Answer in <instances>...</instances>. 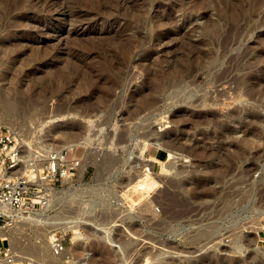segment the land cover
<instances>
[{
    "label": "rangeland",
    "instance_id": "1",
    "mask_svg": "<svg viewBox=\"0 0 264 264\" xmlns=\"http://www.w3.org/2000/svg\"><path fill=\"white\" fill-rule=\"evenodd\" d=\"M0 75V122L83 167L21 261L264 264V0H0Z\"/></svg>",
    "mask_w": 264,
    "mask_h": 264
},
{
    "label": "built area",
    "instance_id": "2",
    "mask_svg": "<svg viewBox=\"0 0 264 264\" xmlns=\"http://www.w3.org/2000/svg\"><path fill=\"white\" fill-rule=\"evenodd\" d=\"M76 146L38 151L27 147L22 138L0 122V228L13 226L14 220L6 213L27 214L50 206L54 190L73 181L81 167L75 155ZM259 241L264 243V218L260 222ZM65 236L53 235L52 255L66 250ZM14 251L6 238H0V260L16 264ZM19 264H36L21 261Z\"/></svg>",
    "mask_w": 264,
    "mask_h": 264
},
{
    "label": "bare ground",
    "instance_id": "3",
    "mask_svg": "<svg viewBox=\"0 0 264 264\" xmlns=\"http://www.w3.org/2000/svg\"><path fill=\"white\" fill-rule=\"evenodd\" d=\"M13 72L14 71H11V75L13 74ZM1 76V75H0ZM7 120V119H6ZM8 121H10V120H8ZM6 123H8V122H6ZM10 124H11V122H9ZM53 129V128H52ZM45 131V130H44ZM49 133H51L52 134V136H54V135H56V132H54L53 130H48V131H45L44 132V134H45V136H47ZM43 134V135H44ZM57 136H59V135H57ZM49 137V136H48ZM47 137V138H48ZM48 144V143H47ZM46 144V145H47ZM45 145V146H46ZM134 146H135V149H134V154H136L135 155V158H136V160L137 161H139L141 158H143V157H145L144 155H145V153H146V150H147V147L149 146V143H147V142H145V141H140L139 142V140L138 141H136L135 142V144H134ZM46 148H47V146H46ZM42 149V148H41ZM32 150V149H31ZM43 151H44V149H42ZM47 151H48V149H47ZM139 163V162H138ZM83 172V167H81L80 168V171H79V173H82ZM79 176H80V174H79ZM81 178V177H80ZM56 190H58V189H55L54 190V193H53V196H54V194H55V192H56ZM54 203L55 201H54V198L52 199V201H51V203ZM44 210V209H43ZM8 216H10V217H12L13 218V220H14V222H15V224H20L19 222L20 221H24V222H29L30 224H33V225H37V224H39V223H42V224H48L49 222H48V219L46 218V220H44V217H45V213L41 210V211H33V212H29V213H27V214H16V213H14V212H12V211H8L7 213H6ZM262 216V215H261ZM264 216V215H263ZM261 222V221H260ZM255 224V223H254ZM249 227H251V230H252V228L255 230V234L257 235V233L259 232V230L261 229V226H260V224H259V222L254 226V225H251V226H249ZM249 227H247V228H249ZM58 228H60L63 232H69V231H72V230H74V228H75V226H73L72 224L71 225H69V223H65V224H62V225H60V226H58ZM246 228V227H245ZM244 228V229H245ZM36 233V238H37V240H39L40 239V242H41V239L43 240V237H44V234H43V232L42 233H40V232H35ZM45 233V232H44ZM253 234V233H252ZM12 235H13V232L11 231V229L9 230V229H6V230H3V229H1L0 228V238H6L7 239V241H8V243H10L11 242V237H12ZM255 236V235H254ZM46 237L49 239V241H50V243H51V238H52V233H50V231L49 230H47L46 231ZM257 237V236H256ZM16 240V239H15ZM19 243V242H18ZM39 243V242H38ZM11 244V243H10ZM9 244V245H10ZM13 244V243H12ZM41 244V243H40ZM12 247H14V249H15V246H12ZM11 247V248H12ZM14 249H12V250H14ZM30 249V252H34V251H40V253L42 252V251H44V250H46V249H44L43 250V248H42V251H41V247H39L38 245H37V243H35V247H34V249H31V248H29ZM237 249L238 250H242L240 247H237ZM25 252H28V248H24L23 249ZM44 252H46V251H44ZM239 252V251H238ZM15 255V262H16V264H19V261H21L22 260V258L21 257H19L20 255H18V253H14ZM44 255V254H43ZM53 257V256H52ZM60 257V256H59ZM48 258V257H47ZM49 259L51 260H49V263L51 262V264L53 263V264H55V262L57 261H55L54 262V260L51 258V257H49ZM59 263V262H58ZM0 264H3L2 263V260H0ZM56 264H57V262H56Z\"/></svg>",
    "mask_w": 264,
    "mask_h": 264
}]
</instances>
